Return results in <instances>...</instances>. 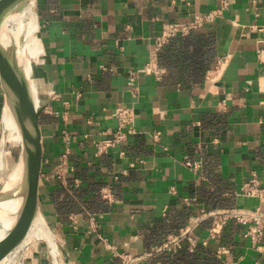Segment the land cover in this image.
<instances>
[{"label":"crops","instance_id":"obj_1","mask_svg":"<svg viewBox=\"0 0 264 264\" xmlns=\"http://www.w3.org/2000/svg\"><path fill=\"white\" fill-rule=\"evenodd\" d=\"M220 3L40 0L51 94L41 115L40 208L66 261L123 264V255L131 254L140 256L132 264H162L154 248L201 207L260 206L264 212V198L240 193L253 171L264 184V38L254 27L264 25V0H230L215 21L158 48L164 23L191 19ZM154 55L164 69L160 76L144 69ZM221 56L227 57L222 70L207 81ZM119 105L133 108L137 132L97 155L95 142L117 128L113 112ZM66 149L73 169L57 178ZM186 156L201 160V168L189 167ZM106 185L114 203L100 194ZM67 194L81 210L58 211ZM211 222L200 221L196 237L207 236ZM223 247L228 251L217 253ZM206 248L223 264H264V237L255 246L235 219ZM35 253L31 264L50 263L45 251Z\"/></svg>","mask_w":264,"mask_h":264},{"label":"built area","instance_id":"obj_2","mask_svg":"<svg viewBox=\"0 0 264 264\" xmlns=\"http://www.w3.org/2000/svg\"><path fill=\"white\" fill-rule=\"evenodd\" d=\"M230 0H221L220 5L206 13H198L193 18L185 21H171L166 22L163 25L162 34L158 37V48H162L165 43L169 41L171 37L179 34H187L192 29L198 28L205 25L206 23L213 22L217 17L223 14L225 8L228 7ZM260 33H262L264 38V25H255ZM227 57L221 56L218 58L214 68L209 69L206 73L207 81H212L222 70ZM146 71L154 70V72L160 76L164 69L156 64V56L154 55L151 63L146 65L144 68ZM47 107V106H46ZM113 116L117 120V128L114 131L109 132V134L96 141V154L102 155L108 151L110 146L122 142L127 139L129 135L135 134L137 132L134 121H135V111L132 107L119 105L115 108ZM160 131L154 133V138L159 140ZM215 141H217L215 139ZM185 163L191 167L193 170L197 171L202 166L201 160H193L186 156ZM73 169V166L69 164V150L62 154L61 164L56 168L55 177L64 178L68 168ZM236 193H239L238 191ZM240 193L264 198V184L260 179L259 175L253 171L249 180L240 185ZM102 198L108 203H114L116 201V196L109 185L103 186L100 190ZM184 202L187 204L192 203L190 197H184ZM212 218L211 225L208 227V234L203 238L196 237L194 228L203 219ZM231 219H235L238 223L244 227V235L248 237L252 243L260 247V243L264 237V212L260 206H256L253 209H246L240 207H228V208H200V214L191 218L190 223L181 228L178 233L169 235L168 240L161 246L154 248L155 252L160 251H172L175 252L182 248L184 244L193 251L198 245L207 247L211 239H220L224 230V227L228 224ZM228 251L227 248L223 247L217 253ZM140 256H133L131 254L123 255V264H132L134 261L139 259ZM229 264H240L238 261H231Z\"/></svg>","mask_w":264,"mask_h":264},{"label":"water","instance_id":"obj_3","mask_svg":"<svg viewBox=\"0 0 264 264\" xmlns=\"http://www.w3.org/2000/svg\"><path fill=\"white\" fill-rule=\"evenodd\" d=\"M39 4L40 0H7L0 4V74L10 56L22 42L31 15L36 13L38 19ZM50 98L51 94L42 101L27 87L22 88L20 97L3 92L0 95L2 121L7 110L19 131L18 159L23 154L28 160V170L17 193L20 199L18 209L14 213V220L7 229L6 235L0 239V264H4L5 259L12 253L18 260L25 261L24 248L29 242V234L36 226L38 216L43 215L40 208V188L44 168L41 115ZM58 251H60L59 243ZM49 259L52 264H61L54 255Z\"/></svg>","mask_w":264,"mask_h":264},{"label":"bare ground","instance_id":"obj_4","mask_svg":"<svg viewBox=\"0 0 264 264\" xmlns=\"http://www.w3.org/2000/svg\"><path fill=\"white\" fill-rule=\"evenodd\" d=\"M6 1L0 0V4ZM44 58V45L41 39L40 25L36 13H33L29 19L22 42L10 56L1 73L7 94L20 97L22 88L27 87L42 101L45 100L43 97V87L37 83V80L40 81L41 78L40 76L39 79L38 76L36 77V67L40 71H44ZM45 93L47 97L48 93L46 90ZM3 130L6 133V138L16 143L19 141L18 128L7 110L3 118ZM10 169L7 158L3 154L0 156V170L4 172L6 178L3 180V187L0 186V239L6 235L7 229L11 226L14 220V213L20 203L17 193L24 182L25 174L28 170L26 156L22 154L16 166L11 171ZM38 241H45L49 256H56V259L61 264L65 262L73 264L63 258L61 249L58 251V236L42 215L38 216L36 226L33 227L32 232L29 234V242L24 248L25 261L18 260L16 255L12 253L5 259L4 264H26V259L32 249L31 247Z\"/></svg>","mask_w":264,"mask_h":264},{"label":"trees","instance_id":"obj_5","mask_svg":"<svg viewBox=\"0 0 264 264\" xmlns=\"http://www.w3.org/2000/svg\"><path fill=\"white\" fill-rule=\"evenodd\" d=\"M190 33H192V30L189 34ZM201 65L203 66L204 64L201 63ZM71 210H81V207L74 198L67 194L65 198L58 201V211L61 214H64ZM159 234L161 235L162 233ZM156 253H158L157 258L162 261V264H223V261L220 258L201 245H198L193 251L184 244L182 248L175 252L171 251L170 253H167L166 250H164Z\"/></svg>","mask_w":264,"mask_h":264},{"label":"rangeland","instance_id":"obj_6","mask_svg":"<svg viewBox=\"0 0 264 264\" xmlns=\"http://www.w3.org/2000/svg\"><path fill=\"white\" fill-rule=\"evenodd\" d=\"M36 69H37L36 70L37 71L36 77L38 76V79H39V76H40V78H41L40 81L37 80V83L41 84V86L43 87L42 88V90H43V97L46 98V95H45L46 94L45 93V90H46L45 89L46 88V80H45L44 71H40L38 67H36ZM0 90L5 94L6 87H5V85H4L1 77H0ZM19 150H20V147H19V145L16 142H13L12 140L6 138V133L3 130V121H2V119L0 117V156H2L3 154H5V157L7 158V161L9 163L10 168H11L10 171L19 162V159H18V157H19ZM5 176L6 175H4V172L0 170V186L1 187H3V185H4V181L3 180L6 178ZM42 216H44L46 218V220H47V217L44 214ZM49 225L52 228V230L56 233V231L53 228V226L50 223H49ZM31 248H32L31 249V252H30L29 256L26 259V264H31V259L34 258V257H37L36 256V253H35L36 251H40V250L41 251H45L47 253V255H48V258L50 257L49 254H48L49 252L47 251V244H46L45 241H38ZM42 262L45 263V260L42 261ZM42 262H40V263H42ZM47 264H52V263L50 261V263H47Z\"/></svg>","mask_w":264,"mask_h":264}]
</instances>
